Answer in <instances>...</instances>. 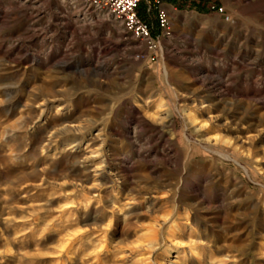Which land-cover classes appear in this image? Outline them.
Listing matches in <instances>:
<instances>
[{
  "label": "rangeland",
  "instance_id": "rangeland-1",
  "mask_svg": "<svg viewBox=\"0 0 264 264\" xmlns=\"http://www.w3.org/2000/svg\"><path fill=\"white\" fill-rule=\"evenodd\" d=\"M138 17L154 45L83 0H0V264H264V0ZM53 90L89 176L73 135L38 142Z\"/></svg>",
  "mask_w": 264,
  "mask_h": 264
},
{
  "label": "bare ground",
  "instance_id": "bare-ground-1",
  "mask_svg": "<svg viewBox=\"0 0 264 264\" xmlns=\"http://www.w3.org/2000/svg\"><path fill=\"white\" fill-rule=\"evenodd\" d=\"M65 96H67L65 91L53 90L49 95H46L45 98L43 97L41 102H39L40 108H38L39 113H38L36 122H39V123L43 122V124L45 125V130L43 132L38 133L37 139H38V142L40 144L43 143V146L46 145L47 146L46 149L48 150L49 145L51 144V140L59 138V137H68L69 135H73L75 139L70 144V148L65 150L63 153H60L63 157V162H61V163L62 164L64 163V165L72 164V166L74 168L75 167L82 168L84 157H83V154H79V150L81 149V146L83 143V137L82 136H83V134H85V132L88 129L87 125L77 124L75 119H74V115L68 113V109L65 105L58 106L56 108L57 110L54 112V115L52 117H49L47 115L48 109L50 107L54 106L55 103L62 101L65 98ZM11 102H9V103H11ZM36 122H34V123H36ZM13 135H14V132L11 131L7 136L12 137ZM43 148H45V147H43ZM72 149L74 151L68 153V151H71ZM62 164H59V165H62ZM126 164H127L126 158L125 157H119V180L125 181V178L127 177V166H126ZM83 169H84L83 174L85 173L87 176H89V173L92 172L91 169H89L85 166H83ZM191 189L192 188H190V190ZM136 212H137L136 209L131 207L129 210V214H127V215H128V217L135 216ZM192 253H194V252H192ZM197 257L198 256L196 254H191L188 257L189 264L200 263V261L197 260Z\"/></svg>",
  "mask_w": 264,
  "mask_h": 264
},
{
  "label": "built area",
  "instance_id": "built-area-1",
  "mask_svg": "<svg viewBox=\"0 0 264 264\" xmlns=\"http://www.w3.org/2000/svg\"><path fill=\"white\" fill-rule=\"evenodd\" d=\"M88 8L100 9L122 20L126 33L135 40L154 45L149 27L139 19L138 8L142 0H83ZM149 4L160 5L158 0H147ZM158 25L164 33L170 29L168 12L160 9L158 13Z\"/></svg>",
  "mask_w": 264,
  "mask_h": 264
},
{
  "label": "trees",
  "instance_id": "trees-1",
  "mask_svg": "<svg viewBox=\"0 0 264 264\" xmlns=\"http://www.w3.org/2000/svg\"><path fill=\"white\" fill-rule=\"evenodd\" d=\"M145 0H142V2H144ZM160 3L162 2V0H158ZM142 2L140 3V5H139V8H138V12H139V10L141 9V7H142ZM153 5H155V6H157L156 4H153Z\"/></svg>",
  "mask_w": 264,
  "mask_h": 264
}]
</instances>
